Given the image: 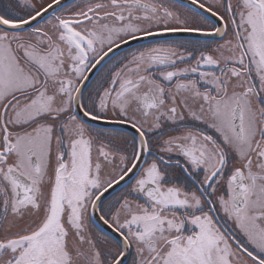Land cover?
Here are the masks:
<instances>
[{
	"label": "snow or ice",
	"instance_id": "obj_1",
	"mask_svg": "<svg viewBox=\"0 0 264 264\" xmlns=\"http://www.w3.org/2000/svg\"><path fill=\"white\" fill-rule=\"evenodd\" d=\"M0 264H264V0L0 4Z\"/></svg>",
	"mask_w": 264,
	"mask_h": 264
},
{
	"label": "flooded vegetation",
	"instance_id": "obj_2",
	"mask_svg": "<svg viewBox=\"0 0 264 264\" xmlns=\"http://www.w3.org/2000/svg\"><path fill=\"white\" fill-rule=\"evenodd\" d=\"M5 2H6V0H0V4L5 3Z\"/></svg>",
	"mask_w": 264,
	"mask_h": 264
},
{
	"label": "water",
	"instance_id": "obj_3",
	"mask_svg": "<svg viewBox=\"0 0 264 264\" xmlns=\"http://www.w3.org/2000/svg\"><path fill=\"white\" fill-rule=\"evenodd\" d=\"M186 2H187V0H186Z\"/></svg>",
	"mask_w": 264,
	"mask_h": 264
}]
</instances>
